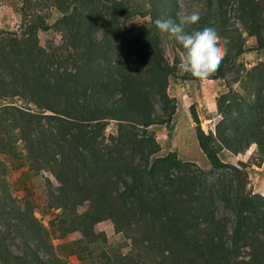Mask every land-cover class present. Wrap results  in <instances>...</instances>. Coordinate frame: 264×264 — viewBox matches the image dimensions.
<instances>
[{
	"label": "trees",
	"instance_id": "16d2710c",
	"mask_svg": "<svg viewBox=\"0 0 264 264\" xmlns=\"http://www.w3.org/2000/svg\"><path fill=\"white\" fill-rule=\"evenodd\" d=\"M80 1L111 2L116 19L129 11L123 0ZM240 4L245 27L263 50V20L255 21L251 0ZM72 15L58 23H69ZM50 27L39 17L20 35L0 31V99L19 98L35 108L7 103L0 110V126L7 122L16 136L14 144L24 142L31 169L48 170L58 181L50 198L64 212L60 229L63 235L81 233L71 243L73 254L83 264H259L258 253L264 254V197L247 193L242 170L225 164L218 153L226 148L238 155L255 144L259 159H264V97L260 94L254 106L256 118L251 108L250 119L241 113L239 121L234 105L225 111L224 101L218 100L223 118L216 136L199 131L198 138L212 172L230 168L239 184L231 180L208 186L207 173L195 164L181 162L176 153L157 156L160 145L148 131L170 121V116L156 113V106L167 114L169 80L178 78L163 56L158 31H143L125 41L147 65L149 83H143L117 64V74L111 75L97 61H88L80 73L59 71L56 55L39 43V32ZM204 27L203 21L196 25ZM224 65L217 77L225 76ZM192 116L200 124L195 111ZM111 122L117 130L107 135ZM85 201L88 206L79 213ZM219 202L233 219L218 217ZM15 212L18 225L0 231V264H68L55 253L49 230L29 207ZM108 219L130 242L128 253H111L105 234L95 231ZM17 234L24 240L22 255L10 248ZM242 247H250L249 260H240Z\"/></svg>",
	"mask_w": 264,
	"mask_h": 264
},
{
	"label": "rangeland",
	"instance_id": "374dc122",
	"mask_svg": "<svg viewBox=\"0 0 264 264\" xmlns=\"http://www.w3.org/2000/svg\"><path fill=\"white\" fill-rule=\"evenodd\" d=\"M123 2H126L129 11L122 18L116 19L111 2L85 4L80 0H0V31L20 35L25 25L36 22L39 17L43 18L51 27L48 31L39 32V43L56 55L59 71L80 73L88 61H97L99 65L106 66L109 71L107 73L111 75L117 74L114 69L117 64L129 77L133 74L143 83H149L147 65L137 54L127 49L125 41L134 39L143 31L157 30L163 56L178 74V78L169 80L167 95L170 103L167 114L161 105L156 106V113L165 118L170 116V121L167 124L152 125L148 130L160 145L157 156L176 153L181 162L195 164L207 173L208 186L217 181L230 184L231 180L237 186L239 181L232 169L212 172L210 160L198 136L199 131L216 136L217 125L223 118L217 105L219 99L224 101L225 111L234 105L235 118L239 121L241 113L246 120L250 119L251 108L256 118L254 106L258 104L260 94L264 97V49L259 48L256 38L245 27L241 0ZM251 5L255 21L260 23L263 20L261 28L264 35V0H251ZM193 10L200 12V21L205 22V27L215 26L222 37L223 46L227 49L223 60L226 64L223 66V77H217L219 71H216L208 78L184 79L186 73L179 67L180 45L174 39H169L167 34H161L155 26L158 18L177 20L178 15ZM70 14L73 15L69 23H58L64 15ZM192 27L196 28V25ZM90 48H93L91 54ZM240 49L241 53L236 56ZM12 102L35 110L33 105L26 106L19 98L0 99V110ZM194 111L200 118V124L193 119ZM116 130L117 124L111 122L106 134H115ZM15 138L9 124L3 122L0 126V231L8 232L14 225H18L19 213L15 211L24 212L29 207L35 218L49 230L55 253L63 256L68 264H83L71 248V243L79 240L81 233L63 235L59 221L64 217V212L51 202L50 197L53 189L59 186L58 181L48 170L31 169L24 142L17 141L14 144ZM218 155L225 164L242 170L243 176L240 179L246 184L247 193L264 197V159H259L257 145H252L246 153L238 155L224 148ZM241 162L246 167L242 168ZM87 206L88 202L85 201L79 207V213L85 211ZM216 212L219 218L233 219L223 202L217 204ZM95 231L105 234L111 253H128L130 242L123 234L116 233L112 220L99 222ZM17 237L10 248L13 253L22 255L24 240L22 234H17ZM263 256L258 253L259 264H262ZM239 257L240 260H249L250 247H242Z\"/></svg>",
	"mask_w": 264,
	"mask_h": 264
},
{
	"label": "clouds",
	"instance_id": "9594fccd",
	"mask_svg": "<svg viewBox=\"0 0 264 264\" xmlns=\"http://www.w3.org/2000/svg\"><path fill=\"white\" fill-rule=\"evenodd\" d=\"M200 19V12L193 10L178 15L177 20L158 18L155 26L161 34H167L169 39H174L180 45V70L193 78L203 79L219 70L227 49L215 26L202 30L192 27L198 25Z\"/></svg>",
	"mask_w": 264,
	"mask_h": 264
}]
</instances>
